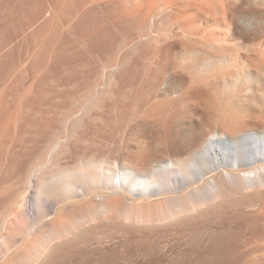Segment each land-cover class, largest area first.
<instances>
[{
	"label": "bare ground",
	"instance_id": "bare-ground-1",
	"mask_svg": "<svg viewBox=\"0 0 264 264\" xmlns=\"http://www.w3.org/2000/svg\"><path fill=\"white\" fill-rule=\"evenodd\" d=\"M0 264H264V0H0Z\"/></svg>",
	"mask_w": 264,
	"mask_h": 264
},
{
	"label": "rangeland",
	"instance_id": "rangeland-1",
	"mask_svg": "<svg viewBox=\"0 0 264 264\" xmlns=\"http://www.w3.org/2000/svg\"><path fill=\"white\" fill-rule=\"evenodd\" d=\"M6 13H7L6 9H3V11H0V24H7L5 23L6 22L5 19H1V17L5 16Z\"/></svg>",
	"mask_w": 264,
	"mask_h": 264
}]
</instances>
